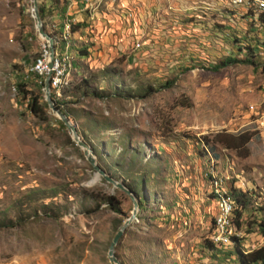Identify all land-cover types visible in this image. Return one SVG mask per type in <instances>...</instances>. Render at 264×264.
Listing matches in <instances>:
<instances>
[{
  "label": "rangeland",
  "instance_id": "374dc122",
  "mask_svg": "<svg viewBox=\"0 0 264 264\" xmlns=\"http://www.w3.org/2000/svg\"><path fill=\"white\" fill-rule=\"evenodd\" d=\"M146 1L153 3L143 21L147 48L76 61L79 74L70 71L55 100L65 103L95 161L114 180L139 196L142 178L145 210L114 248L119 264H138L142 255L143 264H230L200 246L210 241L215 213L208 174L213 169L228 186L239 178L240 190H251L248 208L264 207V73L243 64L216 71L199 64L230 54L226 29L252 30L248 36L260 44L264 27L251 26L242 18L246 10L228 8L227 0ZM61 3L39 0L52 37L61 26L54 17ZM31 9V0H0V264H109L107 247L131 202L100 179L91 183L95 173L65 128L26 113L15 84L37 91L28 69L42 41ZM105 69L114 73L102 75ZM89 77L106 97L74 91ZM113 86L127 97L110 95ZM240 134L251 136L244 150L215 142ZM104 195L114 198L119 214L99 203ZM234 236L244 240V251L264 241L243 227Z\"/></svg>",
  "mask_w": 264,
  "mask_h": 264
},
{
  "label": "trees",
  "instance_id": "16d2710c",
  "mask_svg": "<svg viewBox=\"0 0 264 264\" xmlns=\"http://www.w3.org/2000/svg\"><path fill=\"white\" fill-rule=\"evenodd\" d=\"M60 0H48L51 7H54L58 5ZM65 9L64 5H61L59 8V11L62 13V11ZM246 14L243 18V20L249 21V24L257 26V28L262 29V24L264 23V12L260 13L257 17L258 22H254L252 20V10L249 8L245 11ZM39 16L40 18H43L44 16V7L41 6L39 8ZM87 21H82L81 23H72L70 24V34H82L81 31L85 30L87 28ZM81 30V31H80ZM226 37L225 43L228 44L229 52L230 54L223 57L222 59H219L216 63L212 65H203V63H200L199 66L204 67V69H209L211 71H216L220 68H223L228 65H234V64H243L252 66L253 68H260V70L264 73V52H262V48L264 47V43H260L258 41V37L255 38V40L251 39V37L248 36L249 33H254L252 30H248L245 33L237 34L236 32L232 31L231 29H226ZM227 41V42H226ZM258 45V46H257ZM260 45V46H259ZM88 45H81L79 46L75 51L78 56L81 57H87L89 54L87 52ZM241 55V58H238V56ZM263 56V60L260 58V56ZM102 75L106 74H113V70H102ZM32 75V74H31ZM34 79L37 80V91L34 93L32 91L26 90L24 83H16L15 84V90L17 95L20 97L22 101H24V109L28 115L33 117L35 120L46 123L48 121H51L55 123L58 127H61L64 129V126L51 114L49 113L46 103L43 100V81L41 78L32 75ZM81 83V84H80ZM79 89L76 87L74 88V91H78L80 93L92 95L96 98H103L106 97L107 94L104 90H96V88H93V79L89 77V79H81L79 82ZM166 85H168L166 83ZM89 86V87H88ZM14 90V89H13ZM67 92H62V95H66ZM113 97H127V94L124 90L120 89L118 86H113L111 89V93H109ZM72 95V94H69ZM62 96V97H63ZM67 96V95H66ZM68 97V96H67ZM52 101L54 103L55 108L61 112L62 114L66 115V117H70V114L67 110H65V103L62 102V99L55 100L54 97L51 95ZM68 103V102H67ZM78 134L80 138L84 141L85 139L82 138L83 134L81 135L78 131ZM227 138H217L215 141L216 143L222 144L225 148L229 149H241L244 150V146L250 141L251 136L247 134H240V135H228ZM228 139V140H227ZM85 142V141H84ZM207 142V141H206ZM94 152V151H93ZM215 158V155H213ZM97 158V157H96ZM99 161H97V164ZM99 165V164H98ZM99 167L104 171L105 174L109 175L108 169L106 166H100ZM110 176V175H109ZM112 178V176H110ZM113 179V178H112ZM114 180V179H113ZM120 179H117L118 181ZM122 183V182H121ZM139 184V193L138 196L137 193L129 189L126 185L124 187L131 192L134 193V195L138 198L139 202L137 204V211L138 213H143L145 210V202L146 199L143 191V188L141 187L143 184L142 178L138 181ZM134 188V187H133ZM231 199L234 202V209L231 212L230 216V223L234 230L237 231V229H240L241 227L244 228V232L246 234L249 233H255L260 238L264 239V207L260 206L257 208L250 207V199H252L251 190L246 193H242L239 190L229 188V191L227 193ZM209 199H212V197L209 195ZM152 200V198H151ZM149 203V199L147 201ZM99 203L104 204L110 211L114 212L115 214H119V205L114 201L113 197L110 196H102L99 198ZM245 213L247 215L243 218H241ZM211 224H213V218L211 219ZM243 239L239 238L238 236H231L229 238V242L227 245H215L209 240H205L200 244L201 249H204L206 251L211 252L212 258H218L221 257L226 260L230 264H264V241L257 247L251 248L250 250L244 251L243 250ZM229 247V248H227ZM143 262H148L145 259V256L142 255V257L139 258L138 264H143Z\"/></svg>",
  "mask_w": 264,
  "mask_h": 264
},
{
  "label": "crops",
  "instance_id": "0c3cea01",
  "mask_svg": "<svg viewBox=\"0 0 264 264\" xmlns=\"http://www.w3.org/2000/svg\"><path fill=\"white\" fill-rule=\"evenodd\" d=\"M123 1L127 3L123 5ZM156 1L162 4L161 0ZM165 1L167 2V0ZM217 1L221 2L222 0ZM89 2L91 4L90 11L85 10L82 0H62L61 5H64L65 9L62 13L59 11L60 14L54 15L57 22L69 20L73 23H81L84 20L88 23L85 30H80L81 35L75 33L71 36L73 42V48L71 49L73 56L72 68L75 74H79L76 61H83L84 58L90 60V58L97 56L101 59L111 49L114 50L113 53L121 51L136 53L147 48L144 46L145 44H142L141 38L146 37V27L143 25V21L148 17V10H145V8L153 4L152 1L89 0ZM75 36L82 42L80 46L88 45L87 52L89 55L87 57L76 54L75 50L79 45H76ZM112 39H115L114 46L110 45ZM138 41L141 44V49H138ZM122 42L125 46L121 44ZM133 47H136L134 51Z\"/></svg>",
  "mask_w": 264,
  "mask_h": 264
},
{
  "label": "built area",
  "instance_id": "2783aa9c",
  "mask_svg": "<svg viewBox=\"0 0 264 264\" xmlns=\"http://www.w3.org/2000/svg\"><path fill=\"white\" fill-rule=\"evenodd\" d=\"M84 2L85 10L90 11L91 4L89 0H82ZM228 8L236 9L243 8L252 10V20L257 21V17L260 13L264 12V0H227ZM245 7V8H244ZM32 15V13H31ZM32 17V16H31ZM72 21L63 20L61 26L58 27L53 36V56L51 66L48 67L49 52L45 41H41L38 54L33 58L29 73L41 78L49 75V88L54 99L59 98V93L66 87L68 82V76L72 68V51L73 42L70 34V24ZM264 27V23L262 24ZM136 47H133V51ZM43 90V88H42ZM213 169L208 174L209 190L208 195L215 199L214 201V217L212 224V234L210 241L215 245H227L229 238L234 236V230L230 223L231 212L234 209V202L227 194L229 188L239 190L242 193H246L249 190L241 191L243 183L239 178H235L231 185L225 184L220 177L213 175Z\"/></svg>",
  "mask_w": 264,
  "mask_h": 264
},
{
  "label": "water",
  "instance_id": "95a60500",
  "mask_svg": "<svg viewBox=\"0 0 264 264\" xmlns=\"http://www.w3.org/2000/svg\"><path fill=\"white\" fill-rule=\"evenodd\" d=\"M31 13L32 18L35 22V29L38 34V36L46 42L49 57H48V67L51 66L52 56H53V37L48 35L44 31V27L42 24V20L39 16V0H31ZM43 100L46 103L47 109L51 116H53L55 119H57L65 128L67 131V134L71 140V142L81 151L82 156L84 157L85 161L91 168V170L95 173V177L92 180V183L96 179H100L104 181L107 184H110L113 188H116L120 191H122L125 195L128 196L130 202H131V211L129 216L122 222L120 227L117 229L115 234L113 235L112 239L109 242V245L106 250V258L109 264H119V262L116 260L114 256V248L118 241L121 239L124 231L129 227V225L135 220L136 213H137V204L139 202L138 198L134 195L133 192L126 189L124 185L121 183V180H113L110 176L104 173V171L99 167L97 162L95 161L93 150L90 146H88L79 136L76 126L69 120L66 115L59 112L55 106L54 103L50 97V88H49V75H47L43 80Z\"/></svg>",
  "mask_w": 264,
  "mask_h": 264
},
{
  "label": "bare ground",
  "instance_id": "6f19581e",
  "mask_svg": "<svg viewBox=\"0 0 264 264\" xmlns=\"http://www.w3.org/2000/svg\"><path fill=\"white\" fill-rule=\"evenodd\" d=\"M94 182V181H93ZM91 183H92V181H91Z\"/></svg>",
  "mask_w": 264,
  "mask_h": 264
}]
</instances>
